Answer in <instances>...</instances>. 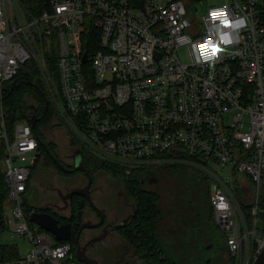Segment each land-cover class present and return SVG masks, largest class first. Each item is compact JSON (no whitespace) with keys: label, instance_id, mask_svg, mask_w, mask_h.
Returning a JSON list of instances; mask_svg holds the SVG:
<instances>
[{"label":"built area","instance_id":"built-area-1","mask_svg":"<svg viewBox=\"0 0 264 264\" xmlns=\"http://www.w3.org/2000/svg\"><path fill=\"white\" fill-rule=\"evenodd\" d=\"M202 1L209 0H48L31 16L17 0H0L5 225L26 244L0 264H61L71 250L69 240L56 241L29 220L27 193L43 153L28 120L10 123L3 102L20 72L38 76L53 121L90 155L125 174L162 165L203 174L228 254L237 264L252 263L264 244L257 227L264 183L261 1L218 0L198 15L191 7Z\"/></svg>","mask_w":264,"mask_h":264},{"label":"trees","instance_id":"trees-1","mask_svg":"<svg viewBox=\"0 0 264 264\" xmlns=\"http://www.w3.org/2000/svg\"><path fill=\"white\" fill-rule=\"evenodd\" d=\"M28 15H36L48 7V0H17ZM260 16L264 20V0L259 5ZM32 72L18 73L16 82L3 93L4 110L10 123L15 119L26 118L29 105L38 106L35 112L39 117L35 125L38 148L48 158L45 148L54 152L52 141L40 131V126L56 118L55 108L46 93H42L37 78ZM37 81L38 86L33 82ZM74 141V140H73ZM76 143V141H74ZM3 147L0 143V233L6 230L5 205L8 187L5 181ZM84 165L89 172L102 170L121 181L122 188L131 199L134 214L127 225L120 229L122 238L130 244L145 264H209L206 249L216 240L217 227L212 217L209 202L208 179L197 170L182 165H162L141 168L125 174L93 155L84 156ZM38 164L35 165L36 170ZM33 173V172H32ZM84 200V197L74 195ZM75 198L69 205L70 222L76 228L82 213V202ZM81 200V201H82ZM29 211L35 210L26 204ZM260 230L264 232V183L259 197ZM56 217V216H55ZM65 221L60 218L58 222ZM30 223V222H29ZM31 224V223H30ZM19 256L14 244L0 242V260L11 261ZM209 261V262H208ZM66 258L63 264H70Z\"/></svg>","mask_w":264,"mask_h":264},{"label":"flooded vegetation","instance_id":"flooded-vegetation-1","mask_svg":"<svg viewBox=\"0 0 264 264\" xmlns=\"http://www.w3.org/2000/svg\"><path fill=\"white\" fill-rule=\"evenodd\" d=\"M38 108H39V105L35 106V112L38 111ZM27 112H29V111H27ZM38 119H39V117H38ZM69 143H70V147L72 149H71V152L66 156V158H63L60 155H58V153L56 152V149L54 152H51L49 149L45 148V152L47 153V151H49V153H51L63 167H65L71 171L65 172V171L60 170L58 168V166L56 165V163L50 157L49 153H47L48 158H50V160L54 163V165L48 163V159L45 160V155L43 154L42 160L38 164V167H37L36 173H35V177L37 175V177H36L37 180L36 179L35 180H36V182H38V183H36V185L38 186V184H39L40 185L39 187L43 190V192L53 193L55 196V201L54 202H52V201L44 202V203H41L38 205L30 204V206H32L34 209H39L41 211H46L48 213H51L54 216H56V218L58 220L60 218H65V221L60 222V223H69L71 226V239L69 240L71 243V250H70V253L68 255V258H72V262L70 264H84L75 258V250H76L75 235H76L77 231L79 230V227H80L82 220H85L87 223H91V222L96 223L99 221V217H98L97 213L91 207H89L86 200L84 201V200L80 199L79 197L75 196L77 200H80V202H82V207H81L82 213L80 214L77 227L73 228L71 225L69 205H70L71 199L75 198V197H73L74 196L73 195L68 200L67 205H65L61 199V195L62 194L64 195L68 188H72L75 186H83L86 183L87 178H86V175L84 174V172H82L81 170L73 169V166L75 163L74 158L80 157L82 159V162L84 165L82 147L79 146L77 144V142L74 143L73 140H69ZM76 148L79 149V152H80L79 156L76 155ZM73 155H76V157H73ZM67 158L69 159V161H67V162L64 161ZM85 168L88 171L86 166H85ZM88 173L91 176V184H90L91 199L93 200V202L95 204H97L103 210L104 217H103V222L99 227H97V228H84V229L80 230L79 238H78L79 239V245L82 246V245L88 243L89 248L86 250L85 253L91 257H94L100 264H103L104 262H107L106 264H135V262H137V263L139 262V264H145L143 262V260L137 256L134 248L122 238L121 233H120V229H122L123 227H125L127 225L128 221L130 220V218L132 217V215L134 214V211H135L131 199L126 195L125 191H124V194L126 196L122 195L121 192H118V194L120 195V197L124 201L125 206L129 205L131 207V212L126 211V213H125V211H124L123 213H125V215L123 213L118 215L116 213V211H113L111 213V216H110V214H108L107 210L104 207H101L93 199V195L95 193H99L100 190L102 191V186L100 184V180H98V177L95 176L94 172L91 173L88 171ZM113 179H116V178H113ZM74 181H79V183L73 184ZM108 190L110 192H112L110 189H108ZM88 212L92 215H90ZM112 221H118V222H120V224H121V222H124V221L126 223L122 226L115 227L113 230L109 231L103 237V239L101 241H99V242L93 241L90 243V241L93 240V238L96 237L101 232L102 228L106 224H108ZM111 232H116L120 236L122 241L120 240V244H117L115 246L116 247L120 246L121 251H120L119 255L114 260L108 261L105 258L106 257L105 254L108 255L107 252L105 251L106 250L105 246L107 244L105 239L108 236V234H110ZM220 240L221 239L218 235V236H216V240L214 242H212L210 246L206 247V249L209 252V254H208L209 258L207 259V260L210 259L209 260L210 262L208 261L209 264H215V263L221 264V263L216 262L217 258H215V256H219V254L221 252L220 251V247H221L220 246ZM224 246H225V244H224ZM224 248L226 250V253H228L226 246ZM102 249H103V251H102ZM93 250H95L97 252L99 250L100 251L95 255L93 253H90Z\"/></svg>","mask_w":264,"mask_h":264},{"label":"rangeland","instance_id":"rangeland-1","mask_svg":"<svg viewBox=\"0 0 264 264\" xmlns=\"http://www.w3.org/2000/svg\"><path fill=\"white\" fill-rule=\"evenodd\" d=\"M258 1H261V0H258ZM220 3L221 2L218 0H209V1H202V2H197V3L194 2L192 7H191V10L193 12H195L196 14L201 15L204 13L207 4H220ZM187 7H188V5H187ZM181 53H182V57L184 60L189 59V56L187 55V52L185 49H182ZM33 75H34V77H36L39 80V78L36 74H33ZM38 82H39L40 86L42 88H44L41 80H39ZM247 128H248V125L245 124L243 130L246 131ZM40 131L42 132V134H44V136H46L47 140L52 141L55 144L56 152L58 153V155H60L63 158H66V156L71 152L72 148L70 147V143H69L70 139L68 140V137L66 135L65 126L57 124L55 121H52V118H51V119H49L48 122H46L40 126ZM81 147H82L83 155L88 156L89 151L86 148H84L83 146H81ZM64 161L67 162V161H69V159L67 158ZM94 173H95V176L98 177V180H100V184L102 186V191L100 190L99 193L94 194V196L100 195V197H99L100 198V204L99 205L101 207H104L107 210L108 214H110V216H111V213L113 211H116V213L118 215L122 214L124 211H125V213H126V211L131 212V207L129 205L125 206L124 201L122 200V198L118 194V192H121L122 195H125L124 190L122 188V183L120 182V180L113 179L110 176V174H108L106 172L95 170ZM36 177H37V175H36ZM36 177L34 174L33 180H34L35 184H33V186L29 189V191L27 193L26 204L29 203L32 205H37V204H41L44 202H50V201L54 202L55 201L54 194L51 192H43V190L39 187L40 185L39 184H38V186L36 185V183H38V182H36V180H37ZM108 189H110L112 192H110ZM9 204L10 203L7 202L5 205V214H7V215L10 214V210L8 208ZM125 213H123V214L125 215ZM90 215H92V214H90ZM257 227L259 229L261 228V221H259ZM10 234L11 233L7 230L1 232L0 233V242L5 243V244H14L18 248L19 253L23 254L24 251L26 250V244L24 243V239L22 237H10ZM217 234L219 235V237L221 239L220 240V246H221L220 251L221 252L219 251L220 252L219 256H215V258H217L216 262L221 263V264H237V259L230 256L228 253H226V250L224 248L225 243H224V239H223V234L219 228H217ZM120 240H121V238L116 232H111L106 237L105 241L107 242V244L105 246V249H106L105 251L107 252V254L109 256L105 254V256H106L105 258L108 261L114 260L119 255V253L121 251V247L120 246L116 247L115 245L120 244ZM102 251H103V249H102ZM98 252L93 250L90 253H93L96 255ZM63 262L64 261H62L61 264H63ZM104 263L106 264L107 262H104ZM135 264H139V262L138 263L135 262Z\"/></svg>","mask_w":264,"mask_h":264},{"label":"water","instance_id":"water-1","mask_svg":"<svg viewBox=\"0 0 264 264\" xmlns=\"http://www.w3.org/2000/svg\"><path fill=\"white\" fill-rule=\"evenodd\" d=\"M85 59V55L83 56V60ZM14 82L11 83V86H13ZM36 85V84H35ZM27 120L31 125V128L34 130L35 125L38 121V117L35 114V107L33 105H29V112L27 115ZM47 151V150H46ZM75 151V150H74ZM49 153V151H47ZM80 152L79 149L76 148V155L79 156ZM52 160L56 163L58 168L62 171L69 172L71 170L63 167L57 159L49 153ZM76 155H73V157H76ZM75 163L73 166V169L75 170H81L86 175L87 181L83 186H75L72 188H68L66 190V193L61 195V199L64 202L65 205H67L68 200L73 195H80L84 197L89 207H91L98 215L99 221L96 223H87L85 220H82L79 230L77 231L75 235V243H76V250H75V258L84 263V264H100L94 257H91L87 255L85 252L89 248V244H84L82 246L79 245V232L80 230L84 228H97L99 227L103 222V210L93 202L90 196V184H91V176L86 170L85 166L83 165L82 159L80 157L74 158ZM58 190V189H57ZM29 220L40 226L42 229L48 231L52 234L54 239L56 241H65L71 239V226L69 223H59L58 219L51 213H48L46 211H41L39 209H35L31 212L29 216ZM126 222H118V221H112L108 224H106L101 232L93 238V240L90 241L93 242H99L103 239V237L111 230H113L115 227H119L124 225ZM251 264H264V244L261 247L259 253L256 255L255 259L252 261Z\"/></svg>","mask_w":264,"mask_h":264},{"label":"crops","instance_id":"crops-1","mask_svg":"<svg viewBox=\"0 0 264 264\" xmlns=\"http://www.w3.org/2000/svg\"><path fill=\"white\" fill-rule=\"evenodd\" d=\"M98 171H102V170H98ZM35 172H36V170H34L33 173H32V177H33V179H34V174H35ZM102 172H105V171H102ZM106 173H107V172H106ZM33 179H32V181H31L30 188L33 186V184H35V182H34ZM78 183H79V181H74V182H73V184H78ZM99 197H100V195H99V196H98V195H97V196H94V195H93V199H94V201L97 202L98 204H100V198H99ZM27 203H28V202H27ZM28 205H30V204L28 203ZM37 205H38V204H37Z\"/></svg>","mask_w":264,"mask_h":264},{"label":"clouds","instance_id":"clouds-1","mask_svg":"<svg viewBox=\"0 0 264 264\" xmlns=\"http://www.w3.org/2000/svg\"><path fill=\"white\" fill-rule=\"evenodd\" d=\"M223 22H224L225 24L228 23L227 20H224ZM223 40H224L225 43H231V41H230L227 37H223ZM202 51H203V49H202ZM205 58H207V56H206Z\"/></svg>","mask_w":264,"mask_h":264}]
</instances>
